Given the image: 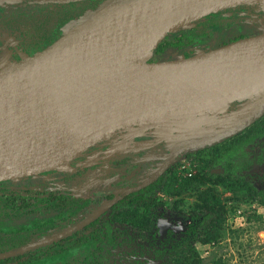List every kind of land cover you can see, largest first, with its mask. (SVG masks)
Instances as JSON below:
<instances>
[{
    "label": "rangeland",
    "instance_id": "obj_1",
    "mask_svg": "<svg viewBox=\"0 0 264 264\" xmlns=\"http://www.w3.org/2000/svg\"><path fill=\"white\" fill-rule=\"evenodd\" d=\"M19 1L27 3L29 0H0V10ZM106 1L109 0H92L90 5L83 7L66 21L64 31L86 12ZM222 9H226L225 14H248V19L237 22L230 28H214L215 36L201 45L194 55L237 41L242 34L247 37L264 34V17L255 18L253 15L264 13V0L239 1ZM2 25L1 22L0 27ZM190 26V23L186 24L169 33L170 35H165L161 41L165 37L184 34ZM12 30L14 29H0V70L14 63L10 46L14 44L16 31ZM15 47L16 52H20L19 45ZM154 50L140 60L161 62L184 57V49L171 48L163 53H156ZM224 108L221 102L203 107L191 106L125 125L84 147L76 156L80 158L79 161L73 158L50 169L53 170L50 178L65 176L75 165L141 151L160 139L167 142V145L171 141L173 149L186 146L188 150L179 153L169 164V173L163 185L144 201L118 210L113 215L114 221L128 224L142 233V236H147L157 229L155 216L162 214L170 220L174 226V234L169 237L154 264H173L175 261L183 264H264V133L241 142L238 146L227 145L224 151L229 148L231 152L219 154L218 161L213 158V154L210 159L192 154L195 149L189 147L192 141L205 137L226 122L227 116H224L228 110L225 111ZM249 124L250 122L229 135H236ZM226 136L199 148L216 144ZM74 159L76 161L72 163ZM122 172L126 177L130 173L126 169ZM121 174L104 180H92L89 184L100 189L106 188L120 179ZM40 177L41 173H35L15 178V182L27 183L39 180ZM208 207L223 209L220 235L205 243L194 240L191 246L186 247L189 250L183 249L181 243L187 224ZM39 243L36 241L27 247H34ZM177 247L178 253H171Z\"/></svg>",
    "mask_w": 264,
    "mask_h": 264
},
{
    "label": "trees",
    "instance_id": "obj_2",
    "mask_svg": "<svg viewBox=\"0 0 264 264\" xmlns=\"http://www.w3.org/2000/svg\"><path fill=\"white\" fill-rule=\"evenodd\" d=\"M85 2L86 0H72L69 3H54L38 0L37 4L31 6L30 15L26 9L19 10L14 6L4 15V22L7 27L14 26L26 37L22 47H19L20 52L15 53L14 61H19L22 55H33L52 43L63 33L66 21L73 15L62 17L49 31L50 20L42 15H39L38 20L36 11H45L60 5H67L71 10ZM225 10L211 12L191 22L190 28L184 34L165 37L154 51L163 53L171 48L184 49V57L192 56L201 45L215 36L214 28H230L237 22L248 19V14H225ZM255 17H264V13L256 14ZM245 37L247 36L242 34L240 38ZM15 46L16 44L14 48ZM240 103L241 101L229 103L227 110L237 108ZM263 133L264 113L236 135L226 136L216 144L197 148L191 153H196L203 159H210L213 154V158L218 161L219 154L231 152L229 148L224 151L227 145L238 146L239 143ZM172 152V145L163 142L133 155L106 158L58 179L50 178L53 170H45L39 172L42 176L39 180L27 183H16V179L0 181V253L16 252L1 258L0 264H153V259L162 251V247L154 248L157 241L154 234L151 239H141L135 232L113 223L110 215L117 209L144 201L163 185L169 173V165L160 170L159 164ZM125 169L130 171L129 175L126 177L121 174V178L112 184L113 187L108 189V193L99 198L100 203L115 200L111 209L84 228H75L96 206V202L94 195L82 196L73 188L79 187L89 177L104 178L118 172L124 173L122 171ZM154 172H158L157 175L148 180ZM222 215V207H208L201 211L184 230L182 248L187 249L194 240L205 243L217 239ZM53 235L56 237L50 241L22 250L33 242ZM192 251L195 254V250ZM171 253L177 254L178 247ZM173 264L183 262L175 261Z\"/></svg>",
    "mask_w": 264,
    "mask_h": 264
},
{
    "label": "bare ground",
    "instance_id": "obj_3",
    "mask_svg": "<svg viewBox=\"0 0 264 264\" xmlns=\"http://www.w3.org/2000/svg\"><path fill=\"white\" fill-rule=\"evenodd\" d=\"M174 0H109L101 8L75 25L54 46H83L87 40L107 41L118 36L122 59L132 62L142 52L150 22L157 10ZM243 0H208L199 11L193 6L187 20L210 7ZM198 2V0H196ZM229 52L233 61L225 63L222 77L254 78L264 66V37L239 40L215 51L220 58ZM219 82L203 86L160 85L127 76L124 79H98L94 83L77 82L53 96L22 97L10 94L0 102V178L34 174L58 167L75 158L95 140L108 136L125 125L161 116L195 104H203L219 95ZM242 83L225 89L224 96L250 92Z\"/></svg>",
    "mask_w": 264,
    "mask_h": 264
},
{
    "label": "water",
    "instance_id": "obj_4",
    "mask_svg": "<svg viewBox=\"0 0 264 264\" xmlns=\"http://www.w3.org/2000/svg\"><path fill=\"white\" fill-rule=\"evenodd\" d=\"M207 1L208 0H198V2H196V0H174L168 7L159 8L157 10L156 18H154L149 24L141 54L129 63L124 62L122 59L121 44L124 42L120 44L117 41L118 36H120L123 40L128 37V33L125 30L112 32L108 36L107 41L103 40L95 42L93 40H87L83 46H54L55 43H57L67 32L72 30L75 25L80 24L83 20L101 8V6L107 2L106 1L97 8L86 12L72 26L63 31L57 39L42 50L37 51L30 56L22 55L19 61H13L14 63L12 65L1 69L0 102L5 99L7 94H10L16 100H20L22 97L30 99H33L35 96L51 97L55 91L62 92L77 82L84 81L94 83V81L98 79H111L112 77L124 79L127 76H130L155 84L170 86L179 85L197 87L203 86L204 84L219 82L220 90L217 93L219 95L218 97L203 104H195L191 106L203 107L215 102H221L223 107L226 108H224L225 111H227L229 103L233 101H241V103L237 108L225 113L224 117L227 116L232 119L227 120L224 123L220 122L221 124L217 126L213 132L203 138L192 141L189 147L193 150L229 135L264 113V66L257 68L253 79L246 76L248 80L247 84L243 78H238L237 76H231L228 79H224L222 77V68L225 63L232 62L233 57L228 51L224 52V58H220L214 53L216 50L223 48L228 44L235 43L243 39L264 37V34L248 36L228 43L213 51L201 52L189 57H182L179 59L161 62H148L140 60L153 51L166 34L172 33L186 24L194 22L211 12L239 2L230 1L225 5L213 8L210 7L205 12L201 14L197 13L194 18L187 20L189 10L193 6H195L196 10L199 11L202 4ZM215 1L217 2L218 0ZM240 83H242L244 87L251 89V91L240 95L224 96L223 91H225V89L236 88ZM185 108L179 110H183ZM170 144L172 145L173 143L170 141ZM187 150L186 146L179 147L160 163L159 169H164L170 163L174 155ZM53 168H47L41 171ZM157 173L158 172H155L154 176H156ZM24 176L0 178V181ZM107 207L108 205L98 208L85 221L79 224L78 227H83L95 219ZM4 256L5 255L0 254V258Z\"/></svg>",
    "mask_w": 264,
    "mask_h": 264
},
{
    "label": "flooded vegetation",
    "instance_id": "obj_5",
    "mask_svg": "<svg viewBox=\"0 0 264 264\" xmlns=\"http://www.w3.org/2000/svg\"><path fill=\"white\" fill-rule=\"evenodd\" d=\"M37 1L38 0H29L27 3H22L21 1L15 3V4H12V5H7L5 7H3L1 10H0V23L2 22L3 23V27H0V29H14L12 31H16L14 34V44H10V48L12 50V53H11V57L13 59H15V53L16 50L14 48V45H18V42H19V47L21 48L22 47V42L24 40H26V37H25V34H22V33H19L18 30L13 26V27H7L6 24H5V17L4 15L7 14L9 11H11V9L15 6L17 7L19 10H22V9H26V12L29 13V15L31 14L30 12V8L31 6L33 7L34 4H37ZM44 1H48V2H54V3H69L71 2L72 0H44ZM91 2V0H86V2L80 6H76V7H72V9L70 10L69 7L67 5H60L58 7H55V8H49L48 10H41L40 12H35L38 16V20L40 19L39 15H42L44 16L47 20H50L51 23H49V31L53 29L54 25L56 24V22L58 20H60L62 17L66 16L67 14H75V13H78L79 11H81L82 9H84L83 7H86L87 4H89ZM90 5V4H89ZM93 7V6H92ZM29 10V11H28ZM257 14H260V13H257ZM253 15H256V14H253ZM42 19V20H45ZM255 18H260V17H255ZM29 19V18H27ZM35 19V17H34ZM16 40V41H15ZM232 119L231 117H227L226 121L227 120H230ZM215 130V129H214ZM164 141L162 139H160L159 141L155 142L154 144L148 146L147 148L143 149V150H146V149H149V148H152L154 146H157L159 145L160 143H163ZM165 143V142H164ZM173 149V148H172ZM178 148H174L173 149V152L175 150H177ZM142 151V150H141ZM137 152H140V151H136V152H132V153H126V154H120V155H133V154H136ZM181 153V152H180ZM179 155V153H177L176 155H174L170 161V163L173 161V159L175 157H177ZM117 156V155H115ZM113 156H108L107 158H111ZM76 158V157H75ZM78 159L77 161L80 160V158H76ZM106 158H102L100 160H97L93 163H84L80 166H77L75 165L76 167L69 173H67L65 176H70L72 175L77 169H80L82 167H86V166H90V165H94L98 162H101L102 160H104ZM76 160L74 159L72 163H74ZM169 163V164H170ZM76 164V163H75ZM168 164V165H169ZM160 165V164H159ZM118 174H121V172L119 173H116L115 175H111V176H107V177H104V178H100V177H89L88 179L84 180L81 185L79 187H76V188H73V190L79 194V195H82V196H93L95 202H96V206L89 212V214L83 219L81 220L79 223H77L74 227L75 228H78V229H82L84 228L85 226L89 225L90 223L94 222L95 220H97L99 217H101L102 215L106 214L110 209L111 207L114 205V202L115 200L111 199V200H108V201H105V202H99V198H103L108 192V189L113 187V183L116 182L114 181L110 186L106 187V188H97L95 186H90V182L92 180H104V179H108V178H111V177H114ZM155 172L148 178V180H150L152 177H155L154 176ZM58 179V178H57ZM84 191V192H81V191ZM142 202V201H141ZM105 205H108V207L100 214L98 215L95 219H93L92 221H90L89 223H87L86 225H84L83 227H78L79 224H81L83 221H85L94 211H96L98 208H101L102 206H105ZM134 205V204H133ZM126 208V207H125ZM122 209V208H120ZM120 209H117L115 210L114 212L111 213L110 217H111V220L113 223L115 224H119V225H122L123 227H126L128 230L132 231V232H135L139 238L141 239H149L151 237V235L154 234V237L157 239V241L154 243V248H157V247H162V251L163 249L165 248V244L167 243V240L169 239V237L171 235L174 234V230H173V225H171L170 223V220L165 217L164 215L162 214H159L156 217V223H157V229L156 231H153L150 235H147V236H142V233H140L139 231H137L135 228H132L130 225L128 224H124V223H117L114 221L113 219V215ZM188 226V224H187ZM187 229V227L185 228V230ZM68 230H71V229H68ZM54 237H56V235H53L52 237L50 238H47V239H44V240H41V241H38V242H46V241H50L52 240ZM151 239V238H150ZM39 243V244H40ZM38 245V244H37ZM28 248H31V247H27L26 248L24 247V249H28ZM22 249V250H24ZM161 251V252H162ZM16 252H11V253H0L2 255H5L4 257L8 256V255H12V254H15ZM2 257V258H4ZM1 259V258H0ZM156 261V259L154 258L153 259V264L154 262Z\"/></svg>",
    "mask_w": 264,
    "mask_h": 264
}]
</instances>
